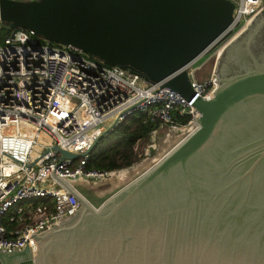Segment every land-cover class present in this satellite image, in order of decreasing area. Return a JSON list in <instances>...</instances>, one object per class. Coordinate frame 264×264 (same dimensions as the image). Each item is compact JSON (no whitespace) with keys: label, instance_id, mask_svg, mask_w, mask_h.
<instances>
[{"label":"water","instance_id":"water-1","mask_svg":"<svg viewBox=\"0 0 264 264\" xmlns=\"http://www.w3.org/2000/svg\"><path fill=\"white\" fill-rule=\"evenodd\" d=\"M234 7L232 0H0L12 35L25 27L79 46L162 81L199 112L195 129L99 207L61 179L80 200L78 211L34 234L36 248L0 250V264H128L158 243L183 247L199 238L264 255V11L217 58L211 98L197 95L188 71L232 34Z\"/></svg>","mask_w":264,"mask_h":264},{"label":"built area","instance_id":"built-area-1","mask_svg":"<svg viewBox=\"0 0 264 264\" xmlns=\"http://www.w3.org/2000/svg\"><path fill=\"white\" fill-rule=\"evenodd\" d=\"M232 1L233 32L215 52L217 58L264 11V0ZM2 23L0 17V34ZM12 31L0 39V250L6 251L27 244L36 248L34 234L78 211L80 200L61 179L77 189L78 179L90 185L115 174L117 168L87 167L91 149L106 130L138 110L160 119L161 126L133 146L146 157L173 130L190 132L199 115L193 100L162 81L152 83L137 71L107 65L79 46L40 40L31 29ZM216 64L203 78L200 67L188 66L197 95L212 97ZM174 110L191 118L178 125ZM61 149L79 155L63 157Z\"/></svg>","mask_w":264,"mask_h":264},{"label":"trees","instance_id":"trees-1","mask_svg":"<svg viewBox=\"0 0 264 264\" xmlns=\"http://www.w3.org/2000/svg\"><path fill=\"white\" fill-rule=\"evenodd\" d=\"M12 31V28L5 22L1 25L0 39L7 37ZM40 40H44L43 35L35 34ZM52 44H60L57 41L49 40ZM96 59L102 58L91 55ZM105 64L111 63L103 60ZM203 59L199 58L196 65H200ZM191 115L188 113L181 114L179 110L172 112V119L178 125H183L188 122ZM161 126L160 119H151L143 110L134 112L126 121L120 123L109 130L102 133L96 140L90 152V157L87 163L88 168L94 169H116L129 166L139 159L136 155L133 146L140 138H147L151 131ZM152 149L151 153H154ZM7 224L8 221L5 219ZM10 226V225H8Z\"/></svg>","mask_w":264,"mask_h":264},{"label":"rangeland","instance_id":"rangeland-1","mask_svg":"<svg viewBox=\"0 0 264 264\" xmlns=\"http://www.w3.org/2000/svg\"><path fill=\"white\" fill-rule=\"evenodd\" d=\"M221 45H219L218 47L214 48L213 50L209 51L208 53H206L202 57H200L201 59H203V61L200 65H196L197 62L193 63V67H200L198 74L201 78L206 76L208 74V72L211 70V68L213 67V65L217 59L215 52L218 50V48L221 47ZM187 132H188L187 127L184 129H178L176 131L173 130L171 132V134H170L171 136L169 138H172L174 140L175 138H177L180 135L184 136L185 134H187ZM163 140L164 139H162V141ZM160 147L161 146H158V149ZM158 149H156L154 153H150V156H146V157L143 155L139 156V154L136 153V155L139 156V159L129 166L117 168L116 172H115L116 176L118 177V175L121 171L128 169L134 165H137L140 161H142L145 158L152 159V157L158 152ZM113 179L116 180L114 174H113V176L103 178L96 183L94 181H91V183L88 187L90 188L91 191H96L97 193H100L104 190H108L111 188L112 184L115 182V181L112 182ZM97 234L98 233H86L85 235L88 237L87 239H95L98 237ZM79 237L82 239V235L81 236L79 235ZM204 238L207 239V236H204ZM202 239L203 238H199L197 240V242L194 241V243H189L188 245L186 244L183 247H180V245L175 246V247H171L169 244L165 245L163 242L158 243L157 247H148L149 250H152L154 248L153 253H154L155 258L151 260L150 258H148L149 254H148V256L146 254V258L144 257L145 259L143 258L141 263L142 264H145V263L146 264H174L175 261L178 259V257H187L188 258L187 260L186 259L182 260L180 262V264H220L223 262H227V263L233 262V260H231L230 258L223 260V257H219V255L217 253V251H219V249L218 248L216 249L213 247L215 240L207 239V244L210 245V247H207V245L205 244V242L202 241ZM134 241H133V243H135ZM131 244H132V242H131ZM81 246L85 249L87 247L84 244H82ZM215 246L217 247L218 244H215ZM92 249H93V247L88 248V251L90 252V250H92ZM227 253L231 254L230 251ZM142 254L145 255L144 252ZM214 255L217 256L216 259H214ZM210 258H212L213 260L208 261ZM247 262L249 264H264V255L257 253L253 250H250L248 253Z\"/></svg>","mask_w":264,"mask_h":264},{"label":"bare ground","instance_id":"bare-ground-1","mask_svg":"<svg viewBox=\"0 0 264 264\" xmlns=\"http://www.w3.org/2000/svg\"><path fill=\"white\" fill-rule=\"evenodd\" d=\"M191 129L193 130L195 128L193 127ZM182 138L183 136L181 135L175 138L174 140L172 138H169L170 140L168 139L162 144V146L159 148L158 152L152 157V159H143L137 165H134L128 169L121 171L119 175L117 174L118 177L116 176V174H114L115 179L117 181L113 179L112 182H115L108 190H104L100 193H97L96 191H91L90 188L87 186V182L84 181L82 178L75 181L77 184V189L81 191L82 195L87 200H89L94 207H99L100 205H102L105 199H107L113 193H115L123 186L127 185L129 182L133 181L134 179L148 171L155 163L162 159L170 151V149L173 148ZM81 184L83 187H78ZM221 243L222 242L219 241L217 246L220 250L219 255L225 254L230 251L232 256L236 257V255L244 254L246 257H248V248L232 244L226 241H223V244Z\"/></svg>","mask_w":264,"mask_h":264},{"label":"flooded vegetation","instance_id":"flooded-vegetation-1","mask_svg":"<svg viewBox=\"0 0 264 264\" xmlns=\"http://www.w3.org/2000/svg\"><path fill=\"white\" fill-rule=\"evenodd\" d=\"M199 75V74H198ZM200 77V76H199ZM205 77V76H204ZM78 187H83L82 186V184L81 185H79ZM214 248H218V247H216V246H213ZM153 251H154V248L150 251V254H149V257L148 258H150L151 260L152 259H154L155 258V256H154V253H153ZM220 251V250H219ZM219 251H217V253H218V255H219ZM111 252V251H110ZM220 257H223V260H226L227 258H230L231 260H233V262L232 263H227V262H223V263H220V264H249L248 262H247V259H248V257H246L244 254H239V255H236V257L235 256H232L230 253L229 254H227V253H225V254H222V255H219ZM209 257V256H208ZM216 255H214V259H216ZM142 255L141 254H139V255H137L135 258H133L132 259V261L131 262H129L128 264H140L141 262H142ZM184 259H188L187 257H178V259L175 261V263H177V264H180V262L182 261V260H184ZM104 260V259H103ZM110 260V259H109ZM109 260L108 261H103V264H109ZM211 260H213L212 258H210L208 261H211Z\"/></svg>","mask_w":264,"mask_h":264}]
</instances>
